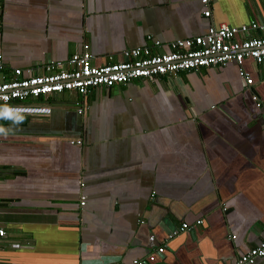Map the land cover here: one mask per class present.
<instances>
[{
	"label": "crops",
	"instance_id": "crops-1",
	"mask_svg": "<svg viewBox=\"0 0 264 264\" xmlns=\"http://www.w3.org/2000/svg\"><path fill=\"white\" fill-rule=\"evenodd\" d=\"M202 9L199 0H0L4 73H38L83 43L101 64L209 23L264 25V0H212L209 18ZM242 67L249 86L229 62L0 105V264H132L160 246L150 264H233L257 245L264 111L250 95L264 106V63Z\"/></svg>",
	"mask_w": 264,
	"mask_h": 264
},
{
	"label": "built area",
	"instance_id": "built-area-1",
	"mask_svg": "<svg viewBox=\"0 0 264 264\" xmlns=\"http://www.w3.org/2000/svg\"><path fill=\"white\" fill-rule=\"evenodd\" d=\"M199 2L203 7L202 16L209 18L212 0ZM259 28L262 32L254 34ZM120 56L116 61L109 56L106 62L93 64L88 44L83 43L80 52L71 53L64 61L42 62L38 73L22 76L21 69L14 68L10 75L6 76L0 55V105L62 91H73L83 96L96 87H109L135 78L152 79L183 70L196 71L207 66H223L229 62L237 65L239 77L249 86L252 80L243 69L242 63L245 59L264 63V25H258L256 22L237 26L209 23L201 34L178 38L166 44L152 39L151 44L123 49ZM251 95L256 106L264 111V106L257 96ZM83 200L84 196L80 204H83ZM188 227L186 223H182L177 231L187 230ZM2 234L3 230L0 228V235ZM162 251V246L157 247L154 254H161ZM154 254L133 259L131 263L150 264L154 260ZM263 256L264 239L238 256L233 264H251L255 258Z\"/></svg>",
	"mask_w": 264,
	"mask_h": 264
},
{
	"label": "clouds",
	"instance_id": "clouds-1",
	"mask_svg": "<svg viewBox=\"0 0 264 264\" xmlns=\"http://www.w3.org/2000/svg\"><path fill=\"white\" fill-rule=\"evenodd\" d=\"M22 119H23V117H21V118H20V120H19V121H17V122H22ZM0 133L7 134V131H6V130H4V129H0Z\"/></svg>",
	"mask_w": 264,
	"mask_h": 264
},
{
	"label": "flooded vegetation",
	"instance_id": "flooded-vegetation-1",
	"mask_svg": "<svg viewBox=\"0 0 264 264\" xmlns=\"http://www.w3.org/2000/svg\"><path fill=\"white\" fill-rule=\"evenodd\" d=\"M250 98H251V100L252 101H254V99L252 98V95H250ZM254 103H255V101H254ZM255 106H256V103H255ZM257 107V106H256ZM257 108H259V107H257ZM260 109V108H259Z\"/></svg>",
	"mask_w": 264,
	"mask_h": 264
}]
</instances>
